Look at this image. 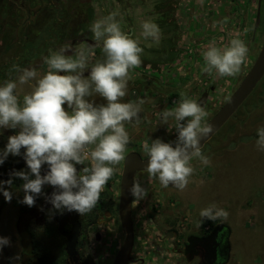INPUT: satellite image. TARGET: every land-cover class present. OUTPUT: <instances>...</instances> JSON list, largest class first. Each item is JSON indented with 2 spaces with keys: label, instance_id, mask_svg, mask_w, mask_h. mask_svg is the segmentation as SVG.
<instances>
[{
  "label": "clouds",
  "instance_id": "1",
  "mask_svg": "<svg viewBox=\"0 0 264 264\" xmlns=\"http://www.w3.org/2000/svg\"><path fill=\"white\" fill-rule=\"evenodd\" d=\"M117 15L118 12H112L90 27L98 42L95 46L101 47L105 58L91 65L87 78L84 71L89 67V57L95 56L91 45L80 47L75 58L64 54L66 48L57 52L50 50L45 58L47 71L39 77L34 68L21 69L14 65L21 73L19 84L35 80L31 92L23 96L22 104L15 94L17 81L7 80L0 85V128H19L17 134L8 136L6 147L0 152V165L9 155L18 157L21 149L24 150L23 160L28 171H14L11 175L24 181L21 202L30 208L47 184L58 190L48 199L56 211H74L79 215L91 212L112 179L114 166L125 158L130 142L125 123L138 122L144 100L135 103L121 100L127 94L130 71L141 66L143 48L137 39L122 30ZM141 28L144 39L159 43L161 31L156 23L146 20ZM247 54L248 48L239 38L231 39L223 48L212 43L202 53L204 67L201 70L209 75L215 71L222 77L235 76ZM93 92L103 97L106 105L94 106L89 102L86 97ZM206 116L198 101L181 92L178 106L164 111L161 116L164 122L169 117L175 121L178 129L175 146L160 139L151 144L148 139L143 141L142 150L148 157L147 172L158 179L162 187L174 185L182 191L194 172L192 159H199L203 165L210 163L200 144L212 131L210 125L202 123ZM257 136V148L264 151V127L257 129ZM89 159L90 166L78 174L75 165ZM44 165L48 170L41 175ZM4 184L11 188L12 179L0 181L4 200L11 202L12 193L2 187ZM131 192L137 200L147 194L139 182L132 185ZM199 215L203 223L227 219L228 212L211 204ZM5 246H10V240L0 237V253Z\"/></svg>",
  "mask_w": 264,
  "mask_h": 264
},
{
  "label": "rangeland",
  "instance_id": "2",
  "mask_svg": "<svg viewBox=\"0 0 264 264\" xmlns=\"http://www.w3.org/2000/svg\"><path fill=\"white\" fill-rule=\"evenodd\" d=\"M199 1L191 0L186 4L190 7L187 16H176L177 22L186 24L178 36L179 52L182 55L176 66L171 64V72L162 70L164 66L159 69L157 65L145 63L143 76L136 87L131 89L128 81L127 94L121 102L135 103L144 100V103L141 105L138 122L134 120L125 123L130 137L125 154L135 149L146 155L142 150L145 139H148L149 144L156 139L172 145L177 142L178 129L174 119L169 117L164 122L161 116L164 111L178 106L181 92L201 104L207 112L202 121L205 124L237 87L260 50L264 39V0ZM199 3L203 5V11L200 10ZM11 19L8 14L0 17V69H5L3 73L0 72V85L7 80L17 81L15 94L22 104L23 96L31 92L35 80L19 84L18 77L21 73L13 66L21 69L34 68L39 77L47 71V65L42 60L48 57L49 52H40L36 54L38 58L32 56L34 58L27 62L31 57L30 50L20 49L15 42L17 36L4 28L10 24ZM233 38L242 39L248 48L240 72L235 76L223 77L215 71L211 75L202 72V53L207 47L214 43L223 48ZM186 43L191 45V58L184 53L188 49L183 48ZM15 57L19 59L16 60ZM181 66L182 69H179ZM185 71L190 76L187 83L177 84L178 86L166 84V81H176L177 75L181 74L182 78ZM135 89L138 94L133 92ZM171 91L179 93L173 102V98L169 99ZM86 99L94 106L107 103L95 92ZM261 127H264V75L239 109L201 148L210 163L203 165L194 157L190 162L194 172L187 187L181 191L174 185H169L170 196L180 201L179 210L192 208L193 218L211 204L228 212L227 219H218L226 223L230 231V255L225 264H264V151L258 150L256 145L257 129ZM114 167L121 172L122 161ZM20 181L16 178V182L13 179L12 183L19 186ZM2 187L5 190L9 188L7 184ZM11 193V202H6L0 192V237L10 240V246H5L0 253V264H24L28 241L24 238L23 231H20L23 230L25 219L21 218L19 228H15L14 215L20 201L15 190ZM14 256H19L20 259H10Z\"/></svg>",
  "mask_w": 264,
  "mask_h": 264
},
{
  "label": "flooded vegetation",
  "instance_id": "3",
  "mask_svg": "<svg viewBox=\"0 0 264 264\" xmlns=\"http://www.w3.org/2000/svg\"><path fill=\"white\" fill-rule=\"evenodd\" d=\"M189 1L191 0H0V17L2 14L11 16L10 24L4 28L17 36L15 42L20 49L30 50L31 57L27 62L34 57L38 58L36 54L40 52L48 51L49 56L50 50L57 52L65 48L67 50L64 54L75 58L80 47L94 46L95 56L89 57V67L84 71L87 78L91 65L105 58L101 47L95 46L98 42L94 40L90 27L94 21L112 12H118L116 19L121 23L122 30L137 39L143 48L141 66L130 71L133 76L129 80L132 89L142 78L145 63L157 65L159 69L164 66L162 70L167 72H171V64L177 65L182 55V52H179L178 36L186 23L177 22L176 16L189 14L190 7L186 6ZM199 8L203 9L201 3ZM146 20H151L159 26V43L151 38L146 40L141 35V24ZM186 47L188 49L184 53L190 57L191 45L186 43L183 48ZM15 59L18 60L19 57ZM42 63H45V59ZM179 69H182V66ZM4 71L5 69L2 73ZM181 76H175L176 81H166V84L178 86L190 79L186 71L182 78ZM133 92L138 94L137 89ZM171 93L172 91L169 94ZM18 131V128H0V152L6 147L8 136L15 135ZM130 151L140 153L135 149L128 152ZM140 155L147 156L141 153ZM16 158L9 155L4 163L11 160L14 162ZM88 166V161L75 165L78 174ZM21 170L28 171L27 168L18 171ZM47 170V165H44L41 175H45ZM121 172L115 171L106 194L100 195L95 208L89 213L77 216V262L68 258L65 250L66 238L59 232L58 222L53 218L56 214H64L66 210L62 213L56 211L48 202L52 192L58 190L44 185L42 194L36 197L35 205L30 208L21 202L24 195L21 190L22 183L19 186L12 183L14 187L11 186L7 191L15 190L20 201L14 215L15 228H19L18 222L21 218L25 219L23 230L20 231H23L24 238L27 237L28 241L24 264H41V260L46 256L54 258L58 264H112L127 234L119 217ZM16 178L8 175V179H14L15 182ZM0 181L4 180L0 178ZM137 182L147 194L137 200L131 192L133 243L129 259L124 264H225L228 261L230 231L226 223L218 219L213 223H208V220L201 223L200 215L193 218L192 208L179 210L180 201L170 196V186L162 187L158 179L149 176L147 170L135 172L132 185ZM63 221V229H71L70 214L63 217Z\"/></svg>",
  "mask_w": 264,
  "mask_h": 264
},
{
  "label": "water",
  "instance_id": "4",
  "mask_svg": "<svg viewBox=\"0 0 264 264\" xmlns=\"http://www.w3.org/2000/svg\"><path fill=\"white\" fill-rule=\"evenodd\" d=\"M90 73V68L87 74ZM264 75V39L260 50L250 66L249 70L245 73L242 80L239 82L234 91L230 94L227 100L220 106L216 113L205 123L210 125L212 131L205 136L200 144L201 148L204 144L220 129V127L235 113L239 106L245 101L249 94L253 91L258 81ZM18 133V132H17ZM175 146V145H173ZM23 152L21 149V155L18 156L11 166L0 175V178L6 181L8 175L12 174L14 171L27 168L23 160ZM148 157H142L137 151H130L125 155L123 160V168L120 177V199H119V217L121 224L126 229L125 241L118 250L115 259L112 264H124L129 259V254L133 243V233H132V221L130 216L131 211V188L133 176L136 171L147 170ZM70 214V219L72 222V227L69 230H64L63 217ZM78 213L65 211L64 214H56L53 216L58 222L59 232L65 236V250L68 258L73 262H77L78 256L76 251V243L79 232V221Z\"/></svg>",
  "mask_w": 264,
  "mask_h": 264
},
{
  "label": "trees",
  "instance_id": "5",
  "mask_svg": "<svg viewBox=\"0 0 264 264\" xmlns=\"http://www.w3.org/2000/svg\"><path fill=\"white\" fill-rule=\"evenodd\" d=\"M263 25H264V12H263ZM264 27V26H263ZM174 96L178 97L179 96V93L177 91H173L171 94H169V99L173 98ZM13 162V160L11 161H6L5 163H3L1 166V169H0V173H2L11 163ZM114 178V175L112 177V179ZM110 179V180H112ZM110 180L108 181V183L105 185V188L103 190V192L101 193L102 196H104L106 194V189H107V186L109 185V182ZM21 183L23 184L24 181L21 180ZM213 223L214 221H208V223ZM41 264H58L57 263V260H55L54 258L52 257H49V256H46L45 258H43L41 260Z\"/></svg>",
  "mask_w": 264,
  "mask_h": 264
},
{
  "label": "built area",
  "instance_id": "6",
  "mask_svg": "<svg viewBox=\"0 0 264 264\" xmlns=\"http://www.w3.org/2000/svg\"><path fill=\"white\" fill-rule=\"evenodd\" d=\"M88 161H89V164H90V163H91V162H90V159H89Z\"/></svg>",
  "mask_w": 264,
  "mask_h": 264
},
{
  "label": "bare ground",
  "instance_id": "7",
  "mask_svg": "<svg viewBox=\"0 0 264 264\" xmlns=\"http://www.w3.org/2000/svg\"><path fill=\"white\" fill-rule=\"evenodd\" d=\"M19 129V128H18ZM26 239H27V237H26ZM44 243V242H43Z\"/></svg>",
  "mask_w": 264,
  "mask_h": 264
}]
</instances>
